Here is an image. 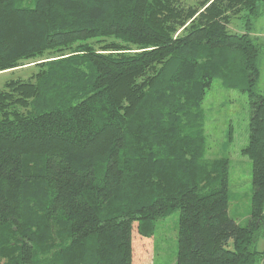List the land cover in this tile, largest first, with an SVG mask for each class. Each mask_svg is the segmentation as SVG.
Wrapping results in <instances>:
<instances>
[{"label":"trees","instance_id":"16d2710c","mask_svg":"<svg viewBox=\"0 0 264 264\" xmlns=\"http://www.w3.org/2000/svg\"><path fill=\"white\" fill-rule=\"evenodd\" d=\"M261 15L264 0H0V72L36 68L0 88V264H132V231L174 211L175 264H264ZM214 80L249 101L246 226L228 158L205 156Z\"/></svg>","mask_w":264,"mask_h":264},{"label":"rangeland","instance_id":"374dc122","mask_svg":"<svg viewBox=\"0 0 264 264\" xmlns=\"http://www.w3.org/2000/svg\"><path fill=\"white\" fill-rule=\"evenodd\" d=\"M228 29L231 32L244 31L237 17L230 20ZM251 35L261 43L258 58L260 75L256 91L264 94V15L253 21ZM35 70L34 62L27 60L15 69L1 71L0 88L10 79H27ZM202 109L208 145L205 156L209 160L228 158V215L236 223L246 226L251 212L252 163L241 150L248 142V97L238 90L226 89L219 80H214L206 92ZM178 217V211H174L166 218L157 220L152 237L140 236L136 228L132 231V264H175ZM257 249H264V237L258 240Z\"/></svg>","mask_w":264,"mask_h":264}]
</instances>
